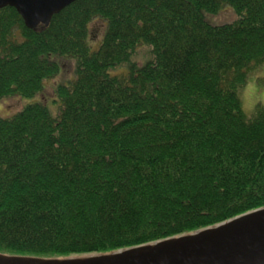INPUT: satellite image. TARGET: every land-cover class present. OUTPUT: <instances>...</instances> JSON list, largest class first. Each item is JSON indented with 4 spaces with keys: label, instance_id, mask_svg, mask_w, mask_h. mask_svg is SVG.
Here are the masks:
<instances>
[{
    "label": "trees",
    "instance_id": "1",
    "mask_svg": "<svg viewBox=\"0 0 264 264\" xmlns=\"http://www.w3.org/2000/svg\"><path fill=\"white\" fill-rule=\"evenodd\" d=\"M143 44L152 60L108 73ZM71 59L57 116H0V254L112 253L264 207V109L236 92L264 63V0H76L34 29L0 8V100Z\"/></svg>",
    "mask_w": 264,
    "mask_h": 264
},
{
    "label": "water",
    "instance_id": "2",
    "mask_svg": "<svg viewBox=\"0 0 264 264\" xmlns=\"http://www.w3.org/2000/svg\"><path fill=\"white\" fill-rule=\"evenodd\" d=\"M76 0H0L15 8L27 28L47 26ZM0 264H264V207L192 233L80 258L0 254Z\"/></svg>",
    "mask_w": 264,
    "mask_h": 264
},
{
    "label": "rangeland",
    "instance_id": "3",
    "mask_svg": "<svg viewBox=\"0 0 264 264\" xmlns=\"http://www.w3.org/2000/svg\"><path fill=\"white\" fill-rule=\"evenodd\" d=\"M233 14L228 8H225L219 15L210 17L211 21L220 22L223 20H230ZM104 30V24L102 21L95 20L89 26V34L93 43L100 39ZM99 43V42H98ZM94 44V47L98 45ZM153 54L150 45L139 46L132 58L125 64L117 65L114 68L109 69L110 75L118 74L127 71L128 67L132 63L137 65L144 64L152 60ZM74 61L71 59L70 63H63V71L60 76L53 79H45L43 81V89L34 95L33 97H20V98H3L0 100V116L10 118L20 111L24 106L32 103H40L45 105L50 114L55 117L58 115L60 101L55 95V87L75 78L74 73ZM73 65V66H72ZM115 68H122L119 72H115ZM115 72V73H114ZM54 92V93H53ZM238 98L241 103V107L246 116H251L257 108L264 109V63L252 69L246 77L243 84L239 85L236 89ZM5 100V101H4ZM95 254V253H93ZM71 258H80L82 255H70ZM64 257H58L57 259H63Z\"/></svg>",
    "mask_w": 264,
    "mask_h": 264
}]
</instances>
